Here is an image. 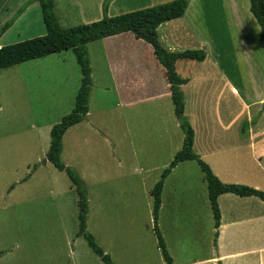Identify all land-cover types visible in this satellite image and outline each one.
<instances>
[{
  "label": "rangeland",
  "instance_id": "obj_1",
  "mask_svg": "<svg viewBox=\"0 0 264 264\" xmlns=\"http://www.w3.org/2000/svg\"><path fill=\"white\" fill-rule=\"evenodd\" d=\"M28 12L0 36L2 47L45 35L38 6ZM54 14L62 28L87 25L62 1ZM80 80L72 51L0 71V264H103L77 236V195L69 178L44 162L50 131L72 112ZM94 87L88 117L64 134L60 155L87 187L86 230L113 264H165L153 232L151 193L173 159H131L111 84L96 75ZM163 189L157 226L172 264H205L216 254L214 222L197 164H178Z\"/></svg>",
  "mask_w": 264,
  "mask_h": 264
},
{
  "label": "crops",
  "instance_id": "obj_2",
  "mask_svg": "<svg viewBox=\"0 0 264 264\" xmlns=\"http://www.w3.org/2000/svg\"><path fill=\"white\" fill-rule=\"evenodd\" d=\"M27 1L0 0V29ZM58 1L74 8L81 21H87L85 24H91L103 18L102 5L107 0H55L54 4ZM173 1L108 0L106 15L116 17ZM3 6L9 10H1ZM36 6L32 4L13 26ZM2 11L8 16L2 17ZM260 32L249 0H189L181 18L156 29L157 41L168 54L205 52L202 62L179 60L175 64L177 75L187 80L180 89L183 117L193 130V153L222 184L264 193V40ZM90 45L96 49L94 53L88 51L93 84L90 98L96 75L99 83L111 84L115 96L112 109L119 112L128 155L146 163L167 156L174 159L183 147L184 135L175 116L165 70L152 48L130 33ZM257 117V123L241 137V125ZM217 205V251L203 262L241 264V260L250 258L251 264V258L257 257L261 264L264 201L225 194L217 198Z\"/></svg>",
  "mask_w": 264,
  "mask_h": 264
},
{
  "label": "trees",
  "instance_id": "obj_3",
  "mask_svg": "<svg viewBox=\"0 0 264 264\" xmlns=\"http://www.w3.org/2000/svg\"><path fill=\"white\" fill-rule=\"evenodd\" d=\"M55 0H29L17 11L14 18L5 23L0 29V36L9 30L18 18L34 3L40 9L41 19L45 28V35L39 38L0 48V71L18 66L30 61L39 60L55 54L72 51L76 64L79 67L81 80L80 87L74 101V108L70 114L63 117L59 124L50 131L49 149L44 162H49L54 169L67 175L77 195L78 206V235L81 236L91 251L103 264H113L95 243L94 238L86 230L88 214L87 187L80 176L71 168L61 163L62 138L70 128L83 122L89 113V99L92 90L91 69L87 45L105 38L130 33L137 40L148 44L158 63L164 68L169 85L171 101L175 116L179 121L184 135L183 147L170 165L163 171L161 179L152 189V217L153 232L157 239L158 249L165 264H172V259L166 251V246L157 226L161 207V194L166 178L178 164L195 162L203 174L207 185V196L212 213L214 226L213 245L217 251V237L220 227V212L217 198L225 194H232L241 198L256 197L264 201V193L240 185L222 184L211 172L208 165L193 153V130L184 114V96L180 89L187 80L181 79L175 70L179 60L202 62L205 59L204 51H186L179 54H168L157 41L156 29L159 25L181 18L187 8L189 0H175L168 4L116 16L107 17L108 0L103 3V18L87 25L74 28H62L54 14ZM250 11L260 27V39L264 40V0H249ZM264 110V105L262 111ZM258 117L251 122H244L240 128V135L244 137L247 130L257 123ZM43 162V163H44Z\"/></svg>",
  "mask_w": 264,
  "mask_h": 264
}]
</instances>
